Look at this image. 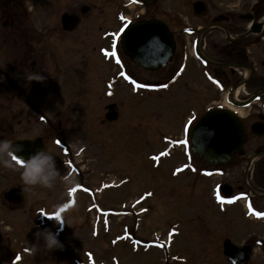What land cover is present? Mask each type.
Returning <instances> with one entry per match:
<instances>
[{"label": "rangeland", "instance_id": "rangeland-1", "mask_svg": "<svg viewBox=\"0 0 264 264\" xmlns=\"http://www.w3.org/2000/svg\"><path fill=\"white\" fill-rule=\"evenodd\" d=\"M20 1L27 9L26 15L21 9L22 27L34 28L38 43L45 45V58L38 60L36 72L46 79H25L24 73L32 71L30 63L19 66L15 73L14 58L0 55L2 70L21 86L15 98L5 95L1 100L0 107L6 109H0V135L47 138L48 151L63 174L73 158L63 156V149L53 145L52 138L60 132L75 150L86 147L77 159L83 173L76 174L75 180L94 188L92 195H83L81 204L67 213L64 225L54 221L32 224L31 212L12 216L0 209L5 230L13 225L19 228L17 247L32 249L34 256H24L22 264H228L219 256L217 243L214 247L208 237L213 210L206 189L209 181L194 174L190 147L176 144L192 102L183 93L136 94L132 92V88L137 91L136 83L132 86L119 79L111 86L108 81L119 70L113 67L119 52L103 35L115 29V12L122 0ZM180 4L179 0H159L152 11L172 15L178 8L190 11L188 0ZM84 6L90 11L82 14ZM145 11L134 4L133 19ZM65 12L82 15L75 32L63 30ZM0 30L3 44L6 33L1 21ZM42 49L40 46L39 52ZM115 111L118 119L109 120ZM44 117L52 126L42 121ZM161 152L164 156H159ZM197 163L199 169L206 167L199 160ZM179 165L181 173L174 175ZM0 166L7 171L5 165ZM20 173L12 179L20 183L26 207L45 205L53 210L65 200V189L71 184L57 180L51 188L35 185L25 190ZM4 188L0 180V193ZM61 226L58 238L63 248H43L36 232ZM262 256H254L247 264H264ZM0 264H4L2 259Z\"/></svg>", "mask_w": 264, "mask_h": 264}, {"label": "flooded vegetation", "instance_id": "flooded-vegetation-1", "mask_svg": "<svg viewBox=\"0 0 264 264\" xmlns=\"http://www.w3.org/2000/svg\"><path fill=\"white\" fill-rule=\"evenodd\" d=\"M179 2L181 6L184 0ZM188 2L190 11L178 8L174 15L165 11L153 12L156 6H145L146 11L141 13L138 20H134L132 0H122V6H117L115 12V29H111L118 36L114 46L119 52L118 63L122 68L120 72L117 70L112 74V78L114 81L119 77L128 81L135 80L141 83L147 93L174 96L183 93L189 98L192 106L188 108V113L180 124L181 146L190 145L186 133L211 109L223 108L228 122L242 126L244 140L236 142L241 145V149L227 164L211 165L195 155L192 156V161L194 174L209 181L206 189L213 208L209 215L211 224L207 227L209 240L214 247L217 243V252L226 263L247 264L258 254L264 257V217L256 215V212H264V0ZM21 9L26 15L27 9L20 0H0V21L6 33L4 43L0 44V55L14 58L12 68L15 73L19 66L28 63L32 71H36L38 60L45 58V45L38 43L37 31L30 25H21ZM89 11V6L81 9L82 14ZM65 14L75 17L80 26L81 14L65 12L61 16V23ZM151 20L161 23L154 28L158 34L162 26H166L173 43L172 52L159 55L164 59L161 64L157 60L153 61L152 65L157 67L154 69L135 62L133 56L124 52L120 42V31L123 28ZM40 46L43 49L39 52ZM134 68L145 71V75L136 73ZM18 89H21L20 84L0 67V103L5 95H14L15 98ZM0 109L4 111L6 106L1 104ZM115 113V119H118L117 111ZM182 117L183 114L180 113V121ZM43 120L46 125L52 126L49 118L44 117ZM58 129L52 131L57 132ZM41 137L48 150V139ZM0 139L15 142L22 138L10 139L0 135ZM54 140L63 143H56L57 147L63 149V156L73 158L71 165L68 162V172L65 173L75 179L76 174L82 175L83 166L77 159L86 147L75 150L60 132L57 137L52 138L55 146ZM21 157L26 158L27 155L18 153L15 166H6L7 171L0 166V180L5 187L0 193V209L3 212L12 216L23 211L31 212L32 224L50 225L56 221L64 225L67 213L81 204L82 196L94 192V188L80 179L66 187L65 200L53 210L45 205L38 208L29 205L32 208H28L23 203L20 183L12 179L14 174L23 169L24 161H21ZM198 160L206 167L199 169ZM3 224L5 222L0 220V259L4 264H22V255L23 258L33 255L27 251L32 249L21 245L17 247V225L7 231ZM246 257L248 261L242 263Z\"/></svg>", "mask_w": 264, "mask_h": 264}, {"label": "water", "instance_id": "water-1", "mask_svg": "<svg viewBox=\"0 0 264 264\" xmlns=\"http://www.w3.org/2000/svg\"><path fill=\"white\" fill-rule=\"evenodd\" d=\"M140 1L151 5L154 3V0ZM73 19L72 16L68 15L63 17L64 28L66 30H74L76 23ZM153 25L149 24L147 26V24L143 23L131 27L125 34L122 42L126 53L132 55L137 63L149 66L151 69L154 68L151 65L153 60H158V56L155 57L157 53H170L173 50V43L165 28L162 27L160 34L157 35L152 30ZM163 60H158L159 64ZM110 108L112 109L113 106ZM111 119L113 117L109 116V120ZM191 139L193 140V151L196 155L201 156L211 164H222L229 161L232 155L239 151L240 146L233 145V143L243 140V130L236 127L234 122H228L223 113L211 111L192 131ZM18 144L27 147V150L22 151L23 154L27 155L42 147L40 143L20 142Z\"/></svg>", "mask_w": 264, "mask_h": 264}, {"label": "clouds", "instance_id": "clouds-1", "mask_svg": "<svg viewBox=\"0 0 264 264\" xmlns=\"http://www.w3.org/2000/svg\"><path fill=\"white\" fill-rule=\"evenodd\" d=\"M27 80L37 82L44 81L46 77L43 73L29 71L24 73ZM23 151V146L8 139H0V164L7 167H14V161L18 153ZM24 160L23 169L20 173L23 181L24 189L29 190L31 186L42 185L51 188L57 180L62 181L66 185L74 184L75 177H70L67 173H61L57 167L56 158L49 153L47 148L39 147L31 152L27 157H21ZM63 226L56 230L45 227L36 232L37 240L42 238L43 248L52 250L55 248H63L62 242L59 240V233ZM38 247V245H34Z\"/></svg>", "mask_w": 264, "mask_h": 264}, {"label": "snow or ice", "instance_id": "snow-or-ice-1", "mask_svg": "<svg viewBox=\"0 0 264 264\" xmlns=\"http://www.w3.org/2000/svg\"><path fill=\"white\" fill-rule=\"evenodd\" d=\"M256 215H257V216L264 217V212H256Z\"/></svg>", "mask_w": 264, "mask_h": 264}, {"label": "bare ground", "instance_id": "bare-ground-1", "mask_svg": "<svg viewBox=\"0 0 264 264\" xmlns=\"http://www.w3.org/2000/svg\"><path fill=\"white\" fill-rule=\"evenodd\" d=\"M163 57H161V58H158L159 60H161ZM237 142V141H236ZM236 142L235 143H233V145H235L236 144ZM232 144V143H231ZM237 145V144H236ZM70 212V211H69Z\"/></svg>", "mask_w": 264, "mask_h": 264}]
</instances>
